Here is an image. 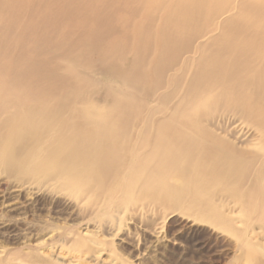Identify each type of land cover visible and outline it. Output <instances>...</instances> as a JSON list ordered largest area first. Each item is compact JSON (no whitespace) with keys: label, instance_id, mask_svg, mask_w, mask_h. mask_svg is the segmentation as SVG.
<instances>
[{"label":"bare ground","instance_id":"obj_1","mask_svg":"<svg viewBox=\"0 0 264 264\" xmlns=\"http://www.w3.org/2000/svg\"><path fill=\"white\" fill-rule=\"evenodd\" d=\"M1 180L0 233L40 205L50 241L0 264H137L157 206L264 264V0H0Z\"/></svg>","mask_w":264,"mask_h":264},{"label":"rangeland","instance_id":"obj_2","mask_svg":"<svg viewBox=\"0 0 264 264\" xmlns=\"http://www.w3.org/2000/svg\"><path fill=\"white\" fill-rule=\"evenodd\" d=\"M8 185L7 180H1L0 191L7 192V189H9ZM41 208L42 206L38 205L28 209L25 216H29L27 218L30 223L27 226H22L18 234L24 237H15L11 229L10 231L9 229H4L0 233V244L8 247H17L30 235H36L35 237L46 235V240L50 241V234H47L50 228L47 227L46 229L49 217H47L46 211ZM55 211L53 213L55 217L64 219L66 216L59 212V209ZM155 213L164 219V229L161 231L163 241L155 242L143 225L141 227V224L127 223L125 227H130V231L135 234L137 240L139 239L141 246V249L137 251L128 244H122L121 252L129 260L135 261L137 264H256L255 261L240 251L238 240L231 233L214 227L206 221L195 220L193 217L187 216L184 210L171 214L172 210L157 206ZM70 222L73 223L72 221ZM28 227L29 230L26 229ZM30 230L33 232L28 233ZM113 240L115 243L118 242V239ZM138 255L140 256L138 257Z\"/></svg>","mask_w":264,"mask_h":264}]
</instances>
